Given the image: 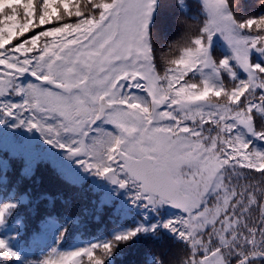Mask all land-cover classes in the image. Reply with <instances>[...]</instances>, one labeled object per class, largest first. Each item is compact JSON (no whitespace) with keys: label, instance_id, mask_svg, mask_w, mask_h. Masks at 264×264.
<instances>
[{"label":"snow or ice","instance_id":"6c2138e0","mask_svg":"<svg viewBox=\"0 0 264 264\" xmlns=\"http://www.w3.org/2000/svg\"><path fill=\"white\" fill-rule=\"evenodd\" d=\"M105 212L135 224L64 247ZM0 237V264H264V0H0Z\"/></svg>","mask_w":264,"mask_h":264},{"label":"trees","instance_id":"16d2710c","mask_svg":"<svg viewBox=\"0 0 264 264\" xmlns=\"http://www.w3.org/2000/svg\"><path fill=\"white\" fill-rule=\"evenodd\" d=\"M187 2L191 5H195L197 0H187ZM218 47L222 52L226 53V47L224 46L222 41L217 40ZM11 167L8 172L9 177V188L16 183L19 179L20 165L17 161L10 162ZM42 182L40 184H35L32 181L25 180L23 182L21 190L30 189L32 187L37 190H45L50 188L49 181L46 176L41 177ZM54 195V193H52ZM24 214L26 215V210H24ZM168 216L165 214L164 219H167ZM134 219L120 221L119 218L113 217L110 212H105L102 217L99 219H94L92 216H88L82 225H73L72 226V235L68 239L67 243L64 245L65 248H70L74 245H78L80 243H86L89 240L95 238H103L107 236L112 229L114 228H124L128 226H134ZM35 227V221H30L28 224V231L30 232ZM5 238L7 237H0ZM10 246L16 248V250L20 253L23 258H30V253L27 249L20 247L17 245L15 241H10ZM38 253L36 256L38 257ZM147 252L146 250H141L139 253L137 252H126L122 258L117 260V264H144L146 260ZM36 258V257H34Z\"/></svg>","mask_w":264,"mask_h":264}]
</instances>
